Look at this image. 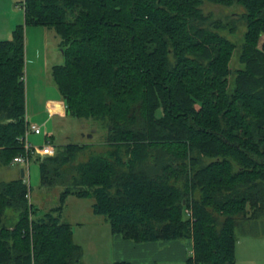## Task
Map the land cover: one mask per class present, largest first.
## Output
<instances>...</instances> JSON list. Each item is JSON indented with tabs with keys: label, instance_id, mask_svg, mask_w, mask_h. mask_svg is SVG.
Listing matches in <instances>:
<instances>
[{
	"label": "trees",
	"instance_id": "1",
	"mask_svg": "<svg viewBox=\"0 0 264 264\" xmlns=\"http://www.w3.org/2000/svg\"><path fill=\"white\" fill-rule=\"evenodd\" d=\"M206 2L244 9L237 70V45L223 34L236 25L205 14ZM23 4L24 24L0 41V161L24 154L30 26L60 37L64 63L52 79L66 116L104 121L109 150L77 166L78 145L37 158L41 184L63 187L41 217L24 179L0 183V264H80L62 220L69 196L93 199V213L126 240L191 239L187 264H237V227L264 216V0Z\"/></svg>",
	"mask_w": 264,
	"mask_h": 264
},
{
	"label": "rangeland",
	"instance_id": "2",
	"mask_svg": "<svg viewBox=\"0 0 264 264\" xmlns=\"http://www.w3.org/2000/svg\"><path fill=\"white\" fill-rule=\"evenodd\" d=\"M22 1L17 0V2ZM0 9H2L0 12H4L6 7L3 6ZM202 10L205 14H211L224 24L234 23L236 25L235 34H230L227 31L223 34L237 45L231 69L241 68L239 49L243 43L242 37L245 32V25L241 19L244 9L238 5L227 8L206 2L203 4ZM18 14L22 15V11H18ZM25 37L26 112L30 124L42 127V135L37 136L30 132L27 137L28 142L34 147H42L46 140L52 136L55 141L54 145L60 148H64L66 145L84 147V150L78 152L73 158L72 166L85 163L93 156L106 154L109 146L107 144L108 130L104 121L59 115L50 118L48 115L47 100L57 102L61 99L52 79L53 66L64 63L60 37L53 29L34 26L26 27ZM22 170L25 172L24 178L21 177ZM19 178L24 179L29 187V201L36 210V217L43 216L59 205L63 187L47 188L41 184L40 165L37 159H32L29 167L14 164L13 161L9 166H6L0 161V183ZM93 202V199L69 196L63 220L69 222L87 220L93 214L90 210ZM16 216L14 211L9 209L6 213V224H14L17 221ZM79 216H83V219ZM236 236L238 239L237 264H264V216L256 221L243 222L237 227Z\"/></svg>",
	"mask_w": 264,
	"mask_h": 264
},
{
	"label": "crops",
	"instance_id": "3",
	"mask_svg": "<svg viewBox=\"0 0 264 264\" xmlns=\"http://www.w3.org/2000/svg\"><path fill=\"white\" fill-rule=\"evenodd\" d=\"M23 3L24 0L22 2L0 0V8L6 7L4 12H0V41L10 40L15 28L24 24ZM18 11H22V15L18 14ZM46 103L47 109L52 103L61 104L65 107L64 109L62 107L63 113L56 112L53 116L48 113L50 118L57 115L66 116V106L63 101L56 102L48 99ZM26 118L29 122L27 112ZM47 135L50 136L48 133ZM47 140L53 142L54 138L50 136ZM53 143L55 144V141ZM90 210L93 213L92 206ZM93 214L87 220H73V222L63 220L66 215L65 209L62 214L63 222L72 225L75 244L83 249V258L80 264H116L119 262L130 264H187L188 259L193 256V241L191 239L135 243L126 240L122 235L113 234L107 219ZM79 218L83 219V216H79Z\"/></svg>",
	"mask_w": 264,
	"mask_h": 264
},
{
	"label": "built area",
	"instance_id": "4",
	"mask_svg": "<svg viewBox=\"0 0 264 264\" xmlns=\"http://www.w3.org/2000/svg\"><path fill=\"white\" fill-rule=\"evenodd\" d=\"M56 103H52L48 107V113L50 116H53L57 111L53 110V107H55ZM63 109L65 108L62 106ZM32 133L34 135H41L42 134V127H39L37 125H32L29 123L28 129L26 131V134L24 137L21 138V143L23 144L24 147V154L18 155L14 158L13 163L18 164V165H26L29 167L31 164L32 159H37L39 157H53L56 152V146L51 140H46V143L42 147H34L32 146L28 140V134Z\"/></svg>",
	"mask_w": 264,
	"mask_h": 264
},
{
	"label": "bare ground",
	"instance_id": "5",
	"mask_svg": "<svg viewBox=\"0 0 264 264\" xmlns=\"http://www.w3.org/2000/svg\"><path fill=\"white\" fill-rule=\"evenodd\" d=\"M56 106L55 107H53V110L54 111H57V112H61V113H63V109H62V106H61V104H55ZM51 107V106H50Z\"/></svg>",
	"mask_w": 264,
	"mask_h": 264
},
{
	"label": "water",
	"instance_id": "6",
	"mask_svg": "<svg viewBox=\"0 0 264 264\" xmlns=\"http://www.w3.org/2000/svg\"><path fill=\"white\" fill-rule=\"evenodd\" d=\"M44 159V157H42ZM21 177L24 178V170H22Z\"/></svg>",
	"mask_w": 264,
	"mask_h": 264
}]
</instances>
